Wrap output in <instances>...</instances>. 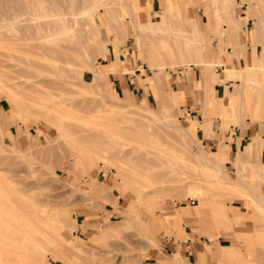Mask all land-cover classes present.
<instances>
[{
    "label": "rangeland",
    "instance_id": "374dc122",
    "mask_svg": "<svg viewBox=\"0 0 264 264\" xmlns=\"http://www.w3.org/2000/svg\"><path fill=\"white\" fill-rule=\"evenodd\" d=\"M245 2L168 0L154 11L152 0H0V264H95L104 255L140 264L150 250L188 237L176 232L170 209L199 203L209 214L228 209L232 228L192 227L234 249L225 264H264V207L253 202L264 201V170L253 156L222 161L225 143L207 145L198 131L219 102L210 73L233 78L227 95L243 96L222 119L215 112L217 134L232 124L264 129V43L255 40L259 20L240 25ZM250 2L264 38V0ZM163 45L175 58H159ZM113 47L119 62L104 66ZM191 55L207 62L188 64ZM118 64L142 73L122 98L106 73ZM256 64L259 76L249 81L243 67ZM201 70L205 89H182ZM220 101L225 108L229 99ZM249 145L256 153L255 137ZM113 208L119 216L111 219ZM208 230L219 231L211 239ZM177 254L162 263L183 264Z\"/></svg>",
    "mask_w": 264,
    "mask_h": 264
},
{
    "label": "crops",
    "instance_id": "0c3cea01",
    "mask_svg": "<svg viewBox=\"0 0 264 264\" xmlns=\"http://www.w3.org/2000/svg\"><path fill=\"white\" fill-rule=\"evenodd\" d=\"M167 2H168V0H152V4H151L150 9L155 11L159 7L161 8V7L166 6ZM172 3L174 4V1H172ZM245 3H247V6H246V8H243V7H245ZM245 3L241 9L240 16L244 17V18L241 19L243 21L240 24H242L244 21H246V22H248L247 23L248 25L250 23H253L256 25V22L259 20L257 26L259 25V28L262 31L263 22L261 21V19H259L260 17H254L253 15H251L252 13L256 14V11L254 9L255 6H251V4L254 5L255 2L251 3L250 0H248V2H245ZM162 11H160V12H162ZM186 11H187V8H186ZM255 36H256V33H255ZM259 39H260V37L256 36L255 40L260 42ZM230 41H232L231 37H230ZM173 48L174 47H172V50H170V51H169V49L165 50V55L168 58L172 57L171 53L173 54V56L175 58L176 53L174 52ZM231 52H232V50H231ZM213 53L214 54H212V51L210 49V54H211L212 58L214 59L215 57H218L215 55V52H213ZM120 55H121V52L116 51V49L114 47L109 48V52H107V59H106L107 62L104 66H110L112 63L116 62L117 60L119 62ZM190 58L191 59L186 57L185 61L192 62V61L197 60L194 55H191ZM222 58H223V56H222ZM204 59L205 60L207 59L205 55H204ZM208 60H210V59H208ZM226 61H228V59H226ZM232 61L234 63H236L237 58L232 57ZM194 66H196V65H194ZM216 66H217V68H219V65H216ZM224 66L226 67V69L229 68L227 66V64H224ZM196 67H198V66H196ZM243 70H244V73H245L247 79L249 81H254V79L259 76V73L261 71V67L259 64L247 65V66L243 67ZM139 71H140V67L138 66L135 69V73H133V74L131 72H123L120 70L119 64L114 69L108 70L106 73L108 74V77L110 78V80L114 84L112 93L114 92L115 94H117L118 97L122 98L123 96H125L127 94L126 93L127 89H131V88L135 89L136 88L135 81L137 80L139 75H142V73L137 74V72H139ZM201 71H202L201 77L199 79L197 78L196 80L194 78V75L190 73V76L186 78V79H188V84H185V79H184V81H182V84H183L182 89H188V90H192V91H196L198 89H205L203 86L198 85V82L201 83L202 78L206 74L205 70H204V72H203V70H201ZM187 74L189 75V73H187ZM225 76H226V74H224L223 77L216 78L211 73H210V76H208V77H210L211 84H212L213 89H214L213 90V96L216 95V93H217V96L219 98V102H218V105L216 107L213 103L210 104L208 115L211 116V118L213 120L210 119V121H207V119H206V121L203 122L204 127H202V126L198 127V131L203 130V133H202L203 142H206L207 145H210L212 147H218V144L220 145L221 142L225 143L224 147L222 149H220V150L226 151V153H223L224 156L222 155V157H221L222 161H224L227 158V154L230 158V161H234L236 159L237 153H238V160H243V161H245L244 160L245 158L253 156V157L257 158V161H255V163L258 166L259 170H264V129H263V126H261L260 130L259 131L257 130V132L254 130V126L249 125L248 128H245L244 125L241 127L239 125H233V124L230 125V129L224 130L223 127H221L218 130V134L214 130L215 127L217 128V125H216L217 121H219V118L215 121V119H214L215 116L217 114H219V117H220L223 110L225 113H230L231 112L230 108L232 107V103H235V101L237 99L243 97L242 91H237V93H233L230 96L227 95V93H229V91H231V89H233V84H234L233 80L234 79L233 78L228 79V78H225ZM208 77H206V78H208ZM213 77H214L215 81H213ZM138 90H139V88H138ZM178 93H179V91H178ZM217 96L215 97L216 99H217ZM255 96H256L257 102L260 103V101L262 100V97H263V92H259ZM227 97L229 99V102L225 105V108H223L220 100L222 99L223 102L226 103ZM199 108H200V110L202 109L205 112L204 104H202L201 107L199 106ZM186 114H189V115L193 114V110H192L191 106L186 107ZM205 115H207V114L205 113ZM237 127H239V128H237ZM238 134H240L241 136H238ZM254 137H255V142L259 145V147H258L257 152L252 154L251 153V147H250L249 143L253 141ZM247 138H250V141L245 143ZM220 150L219 151L217 150L218 152H215L216 156H219ZM243 155H244V159H243ZM259 193L264 195V191L262 188H261ZM176 205H177V203H176ZM193 205H195V204H193ZM221 206H223L224 209L221 210V208H220ZM221 206H219V208L217 209V211L220 212L219 213L220 216H218L219 214L213 213L214 211L212 212V214H209L208 209L203 204H200V203L197 206L189 207V206H181L180 205L178 207H174V208L170 209L169 212L172 214L171 220L174 221L175 222L174 224H176V226H177L176 232L178 233L179 236L183 237V236L188 235V237L180 239L178 242L172 243L170 246L169 245L164 246L162 249V252L156 251V250H150L149 251V254H150L149 257L146 258L145 260L141 261L140 264H163L162 263V261L164 260L163 256H165L167 254L168 255H174L175 252H177L178 254L180 253V258H182L181 260H182L183 264H204L201 261L204 262V261H207L209 259L212 261V263L214 262V264H216L215 263L216 260H217V262H219V264H225L224 259L226 258V256H230L232 254V252L234 251V249H232L231 247L227 249V248H225V245L223 246L222 244L221 245H218V244L213 245L212 243H210L212 241H210V240L207 241V240L202 239L203 235L200 234L199 228L192 229L193 226L194 227L198 226L199 220L206 227H211V228L212 227H215V228L218 227L219 228V227L224 226L225 228H229V229L232 228V222L229 219L230 216L228 213V209L224 205H221ZM119 209L120 208L118 207L117 210H119ZM110 211L112 212V214L110 216L111 219L119 216V212L116 211L115 208L111 209ZM223 213H225V214H223ZM105 215H106V213H103V216H105ZM186 222H188V223H186ZM212 223H214V224H212ZM180 224L182 226L179 227ZM218 231L219 230H208L205 232L212 239L215 234H218ZM89 234H90L89 232L86 233L84 235V237L88 238L90 236ZM205 237H207V239H209L208 236L205 235ZM172 258H174V257H172ZM122 260L123 259H119V257L104 255V257H102V259H98L95 262V264H139L137 262L138 257H135L130 262H128V261L124 262ZM242 260H243L244 264H255L256 258L255 257H249V258L242 257ZM199 261H200V263H199Z\"/></svg>",
    "mask_w": 264,
    "mask_h": 264
},
{
    "label": "bare ground",
    "instance_id": "6f19581e",
    "mask_svg": "<svg viewBox=\"0 0 264 264\" xmlns=\"http://www.w3.org/2000/svg\"><path fill=\"white\" fill-rule=\"evenodd\" d=\"M135 4V3H134ZM186 9V8H185ZM164 11H166V10H164ZM183 13H184V17L185 18H189V16L187 15V13L186 12H184L183 11ZM209 14V13H208ZM209 16V15H208ZM241 17V16H240ZM242 18H244V17H241V19ZM240 19V20H241ZM237 21V20H236ZM243 20H241V21H239L240 23L242 22ZM262 21V20H261ZM263 22V21H262ZM160 24L162 23V22H159ZM158 23V24H159ZM241 25V24H240ZM255 33H256V36L257 37H260V42L261 43H264V38L262 37V31L260 30V28H259V25L256 27V31H255ZM235 34V33H234ZM164 43H166V41H162V44H164ZM166 45H163V47L162 48H160L159 49V58H163V57H165L166 55H165V50H166V47H165ZM183 52L181 51V53H180V55H182L183 56V54H182ZM106 55V58H107V53H104L103 52V56H105ZM200 56V55H199ZM167 57V56H166ZM199 62V64L201 63V62H207L205 59H204V56L202 55V57H199L198 58V60H196V63H198ZM186 63H188V64H195V63H193V62H188V61H186ZM171 97H172V100L174 101V102H176V103H179L180 102V96H179V93H178V91H176L174 94H172L171 95ZM155 146H156V144H155ZM156 148H157V146H156ZM155 148V149H156ZM158 149V148H157ZM162 149V148H161ZM164 152V151H163ZM166 153V152H165ZM168 154V153H167ZM172 154V153H171ZM170 156V155H169ZM178 157V156H177ZM175 158V157H174ZM178 159V158H177ZM209 160H211L212 162H214V163H216V162H218V161H215V160H213V159H209ZM188 162V161H187ZM239 162L241 163V162H244L243 160H239ZM220 163V162H219ZM198 167V166H197ZM246 172V171H245ZM246 174H248V173H246ZM223 178L225 179V180H227V183L229 182V184H232V183H239V181L237 180H231L230 178H228V177H226V176H223ZM166 184V183H165ZM172 184V183H171ZM162 185V184H161ZM164 185V184H163ZM1 188V187H0ZM186 186L184 187V189L186 190ZM241 194V193H240ZM250 194V196H251V198L253 199V200H255V198H256V196L252 193V192H250L249 193ZM259 195L261 196V197H264V195L263 194H261V193H259ZM252 200V201H253ZM253 202H256V204H259L260 206H263L264 207V201L262 200V199H256L255 201H253ZM2 204H4V203H2ZM221 208V210L222 209H224V207L223 206H221L220 207ZM2 209V208H1ZM4 211V210H3ZM15 211V210H14ZM217 211V210H216ZM222 212V211H221ZM217 213H219V212H217ZM223 214H225V213H223ZM14 215V214H13ZM3 216V215H2ZM11 216V215H10ZM23 216V215H22ZM21 218V217H20ZM2 219H3V217H2ZM6 219V218H5ZM9 219V218H8ZM12 220V219H11ZM10 222V221H9ZM20 223V222H19ZM1 224V223H0ZM2 226V225H1ZM0 240H1V238H0ZM13 242V241H12ZM12 244V243H11ZM6 245V244H5ZM3 251L1 250V247H0V261L2 262L3 260H5L3 257ZM9 254V253H8ZM6 255V254H5ZM3 256V257H2ZM9 258V257H8ZM7 259V258H6ZM6 261H8V259L6 260ZM9 262H10V260H9Z\"/></svg>",
    "mask_w": 264,
    "mask_h": 264
},
{
    "label": "built area",
    "instance_id": "2783aa9c",
    "mask_svg": "<svg viewBox=\"0 0 264 264\" xmlns=\"http://www.w3.org/2000/svg\"><path fill=\"white\" fill-rule=\"evenodd\" d=\"M191 203H192V204H195V203H196V200H195V199H192V200H191Z\"/></svg>",
    "mask_w": 264,
    "mask_h": 264
}]
</instances>
